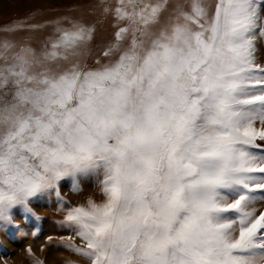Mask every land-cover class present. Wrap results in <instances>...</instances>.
<instances>
[{
	"label": "snow or ice",
	"instance_id": "obj_1",
	"mask_svg": "<svg viewBox=\"0 0 264 264\" xmlns=\"http://www.w3.org/2000/svg\"><path fill=\"white\" fill-rule=\"evenodd\" d=\"M97 7L115 31L95 53L83 18L39 48L9 36L41 25L0 30V230L94 178L105 199L62 221L87 264H264V0Z\"/></svg>",
	"mask_w": 264,
	"mask_h": 264
},
{
	"label": "rangeland",
	"instance_id": "obj_2",
	"mask_svg": "<svg viewBox=\"0 0 264 264\" xmlns=\"http://www.w3.org/2000/svg\"><path fill=\"white\" fill-rule=\"evenodd\" d=\"M106 3L114 4L115 0H106ZM98 5L100 0H0V30L20 22L41 25L43 27L36 30L21 31L9 36L17 41L27 38L33 47L39 48L52 32L51 22L64 16L83 18L88 23L95 24L96 38L92 44L95 53L99 51L97 46L110 40L115 31L112 27L113 18L105 16ZM4 35L0 31V38ZM256 61L264 65V38L256 41ZM87 63L94 66L91 58ZM60 194L69 204L62 207L55 194L34 198L31 206L40 220L29 217L25 222L18 212L16 220L20 229L10 228L7 233L0 230V264H87L83 258L63 246L61 237L70 235L62 226L65 208L86 205L89 199L100 203L105 197L94 178L82 180L79 191L72 190L70 181H62ZM255 207L264 211V202L257 203Z\"/></svg>",
	"mask_w": 264,
	"mask_h": 264
},
{
	"label": "bare ground",
	"instance_id": "obj_3",
	"mask_svg": "<svg viewBox=\"0 0 264 264\" xmlns=\"http://www.w3.org/2000/svg\"><path fill=\"white\" fill-rule=\"evenodd\" d=\"M32 1V0H31ZM43 1H45V0H43ZM8 10V9H7ZM12 248H14V247H12ZM12 250H15V249H12ZM52 254V253H51ZM25 255V254H24ZM57 257V256H56ZM24 258H25V256H24ZM52 258V257H51ZM22 259V258H21ZM49 260H51V259H49ZM19 261V260H18ZM52 261V260H51ZM25 263V262H24ZM26 264V263H25Z\"/></svg>",
	"mask_w": 264,
	"mask_h": 264
}]
</instances>
